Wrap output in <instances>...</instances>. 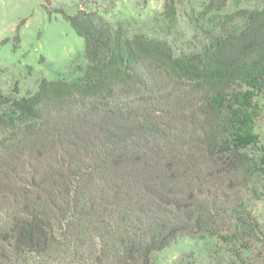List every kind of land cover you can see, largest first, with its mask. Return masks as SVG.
Segmentation results:
<instances>
[{
    "label": "trees",
    "instance_id": "obj_1",
    "mask_svg": "<svg viewBox=\"0 0 264 264\" xmlns=\"http://www.w3.org/2000/svg\"><path fill=\"white\" fill-rule=\"evenodd\" d=\"M64 16L84 38L79 76L21 96L0 84V264H154L204 231L254 241L264 264V219L242 194L264 156L242 150L249 100L235 89L264 88V6L185 55L85 10Z\"/></svg>",
    "mask_w": 264,
    "mask_h": 264
},
{
    "label": "rangeland",
    "instance_id": "obj_2",
    "mask_svg": "<svg viewBox=\"0 0 264 264\" xmlns=\"http://www.w3.org/2000/svg\"><path fill=\"white\" fill-rule=\"evenodd\" d=\"M209 1L175 0L174 10L169 12L165 0H0L2 91L21 96L35 91L44 78L79 76L87 64L85 42L64 16L79 9L121 25L128 35L142 33L165 40L175 55H185L203 51L210 31L223 25L231 13L264 6V0H225L220 10L205 15ZM241 22L235 18L231 24ZM235 89L249 100L251 138L242 144V150L259 158L264 156V88L238 84ZM242 194L251 210L264 219V166ZM258 251L254 241H239L229 231H204L181 237L152 257L154 264H260Z\"/></svg>",
    "mask_w": 264,
    "mask_h": 264
}]
</instances>
